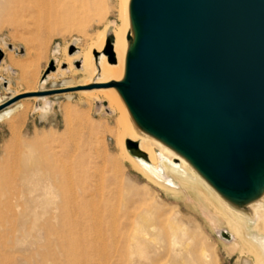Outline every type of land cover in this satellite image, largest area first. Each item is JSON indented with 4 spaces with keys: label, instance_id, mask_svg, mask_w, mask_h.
<instances>
[{
    "label": "rangeland",
    "instance_id": "374dc122",
    "mask_svg": "<svg viewBox=\"0 0 264 264\" xmlns=\"http://www.w3.org/2000/svg\"><path fill=\"white\" fill-rule=\"evenodd\" d=\"M90 2L93 4L91 11L84 9L79 1L71 0V8L62 10L67 16L61 19L54 29L56 31L43 33L41 42L35 32L33 14L22 7L20 0H0V98H5V103L18 91L26 90L19 81L20 69H12L8 63L10 57L25 61L29 59L30 50L39 51L41 59L37 85L48 90L60 88L62 79L70 74L55 75L44 85L40 81L44 82L58 69L68 67L66 63L59 64L64 58L65 48L67 55L71 54L72 47H75L74 53L77 51L76 46L82 50L107 26L112 34L122 23V0ZM45 34L49 35L46 37ZM81 77L77 75L76 81ZM56 79L57 84L54 85ZM95 89L100 87L88 90ZM70 92L73 93L41 95L38 104L27 100L32 96L24 97L17 102H29L31 108L23 122L18 116L14 120L0 122V181L11 164L22 175L35 173L31 176V185L45 178L51 165L66 164L78 170L82 167L88 176L85 175L86 178H82L80 183L85 186L91 180L89 199L93 200V209H100L101 216L113 221L112 225L134 237L149 234L147 237L151 238L152 246L172 234L181 233V248L196 249L197 253L193 257L184 256V260L177 259L178 262L172 260L174 264H223L222 249L226 241L221 238L220 231L227 230L233 234L234 230L224 218L225 215L219 212V203L213 195L200 183L193 184L195 186L191 188L183 185V189L179 183L173 185L169 180L176 179L164 169L162 173L166 181L162 184L149 179L125 157L121 149L120 139L124 128L120 125L121 120L118 121L121 118L120 109L110 108L103 100L93 99L92 103H88L90 98L87 96L77 91ZM68 96L72 99L68 100ZM45 100H49L50 108L45 105ZM65 107L69 108L68 116L64 112ZM129 150L131 152L132 148L129 147ZM166 218H170L168 227L160 236V232L152 226ZM178 221L186 227L187 234H182ZM27 225L25 214L17 222L1 225L0 244L5 243V240L7 246L3 248L1 244L0 261L5 264H54L66 258L65 236L58 232L48 235L45 230L38 228L25 234ZM15 226L20 229L16 235L10 233V229ZM57 227L60 229L59 224ZM204 249L208 252V258L203 256ZM244 250L241 253H246Z\"/></svg>",
    "mask_w": 264,
    "mask_h": 264
},
{
    "label": "water",
    "instance_id": "95a60500",
    "mask_svg": "<svg viewBox=\"0 0 264 264\" xmlns=\"http://www.w3.org/2000/svg\"><path fill=\"white\" fill-rule=\"evenodd\" d=\"M130 15L124 80L70 90L117 87L145 130L229 199L251 200L264 188V0H131ZM107 53L114 62L111 37Z\"/></svg>",
    "mask_w": 264,
    "mask_h": 264
},
{
    "label": "bare ground",
    "instance_id": "6f19581e",
    "mask_svg": "<svg viewBox=\"0 0 264 264\" xmlns=\"http://www.w3.org/2000/svg\"><path fill=\"white\" fill-rule=\"evenodd\" d=\"M73 1H79L84 9L91 11L93 4L90 0ZM122 1L123 13L121 12L120 17L122 23L118 28L110 34L107 26L105 31L94 37L86 48L81 50L79 46H76L77 51L74 54L67 55L65 48L64 58L59 61V64L66 63L68 67L63 70L58 69L56 74L49 75L44 82L41 80L42 85L49 79L55 78V75L70 74L62 79L60 88L52 89L69 90L64 93L69 94L73 93L70 92V89L73 88L105 85L124 80L127 55L134 45L136 35L130 15L131 0ZM69 3L71 4V0H20L22 7L33 14L36 25L35 32L41 38V42L44 39L43 33L54 30L58 27L61 19L67 16V13H63L62 10L68 11L71 8ZM129 34L133 38L132 42L127 39ZM41 35L43 38L40 37ZM110 37L112 38L114 62H111V57L107 53V40ZM28 55L29 59L25 61H17L15 57V59L12 58L13 56L8 57L10 67L20 69L19 81L26 87L24 92L18 91L9 100L23 93L49 91L37 85L39 60L41 59L39 51L30 50ZM78 62L81 66L74 68ZM77 75H82L79 81H76ZM57 80L54 81V85L57 84ZM77 93L90 98L88 103H92L93 99L103 100L110 108H119L121 118L119 117L118 121L121 120L120 125L124 128L120 146L125 157L156 183L162 184L161 182L166 181L162 173L164 169L169 176L176 179L169 180V182L173 185L181 184L182 189L183 185L191 188L195 186L193 184H202L218 201V210L225 215L224 218L234 230L233 234L240 237L246 232L249 237L247 240L249 251L256 256L255 262L264 264V188L247 202L240 203L229 199L219 192L188 158L145 130L129 111L117 87L83 89L77 90ZM40 99H42L40 96H33L27 100H33L35 104H38ZM70 99L72 97L68 96V100ZM4 103L5 98L1 97L0 106ZM45 105L50 108L49 100H45ZM13 106L0 111V122L7 119L14 120L17 116L23 122L27 111L31 108V103L22 100ZM65 111L68 116L69 108L65 107ZM129 141L138 143L139 155L136 156L130 152L127 144ZM11 165H8L6 174L0 181V227L5 222L19 221V217L25 214L28 220L25 230L22 229L25 234L38 228L45 230L48 235L58 232L61 236H65L67 238L64 246L66 258L56 261L54 264H171L172 260L177 261L180 258L184 260V256L191 257L197 253L196 249L181 248L183 245L181 233L172 234L171 237L163 239L162 242L158 241L152 246L151 238L147 237L149 234L134 237L116 225H112L113 221L106 220L101 216L100 209H93V200L89 199L92 191L91 180L88 181L90 184L85 186L80 183L82 178H86L85 175H87V171H84L82 167L81 170H78L66 166V164L51 165L45 178L41 177L39 169V176L42 179L37 181L38 177L34 178L37 182L31 185L33 179L31 176L35 173L22 175ZM169 220L170 218L162 219L159 224L155 223L152 227L158 230L161 236V232L168 227ZM178 223L180 224L179 221ZM57 224L60 225V229ZM180 226L182 234H187L186 227L181 224ZM19 231L20 229H17L16 226L10 229L12 234ZM230 234L232 233L227 230L220 231L221 237L226 240L230 238ZM4 242L1 243L3 248L7 246L5 240ZM203 253V256L208 258L209 255L205 249ZM0 264H5V262L0 261Z\"/></svg>",
    "mask_w": 264,
    "mask_h": 264
},
{
    "label": "crops",
    "instance_id": "0c3cea01",
    "mask_svg": "<svg viewBox=\"0 0 264 264\" xmlns=\"http://www.w3.org/2000/svg\"><path fill=\"white\" fill-rule=\"evenodd\" d=\"M247 240L249 237L246 232L243 234V238L232 235L231 239L226 241L225 248L222 249L223 264H257L255 255L248 253ZM243 249L246 250V253H241Z\"/></svg>",
    "mask_w": 264,
    "mask_h": 264
}]
</instances>
